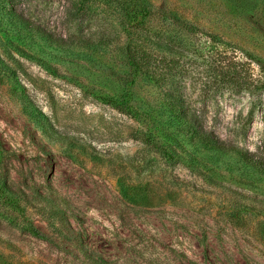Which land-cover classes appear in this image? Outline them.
Here are the masks:
<instances>
[{"label":"rangeland","instance_id":"rangeland-1","mask_svg":"<svg viewBox=\"0 0 264 264\" xmlns=\"http://www.w3.org/2000/svg\"><path fill=\"white\" fill-rule=\"evenodd\" d=\"M139 1L0 0V264H264V171L168 139L264 159V0Z\"/></svg>","mask_w":264,"mask_h":264},{"label":"trees","instance_id":"trees-1","mask_svg":"<svg viewBox=\"0 0 264 264\" xmlns=\"http://www.w3.org/2000/svg\"><path fill=\"white\" fill-rule=\"evenodd\" d=\"M138 6L140 7V11H145L148 8L146 1L143 0L139 1ZM18 17L22 18L20 14ZM123 56L131 71L140 73L146 79H150L153 82H160L161 79H164L173 70L172 61L161 59L159 64L163 66H158L156 64L157 58L143 43L126 45L123 49ZM171 101L169 118L171 119L172 126L168 139L173 144L183 142L192 149L201 146L206 150L219 154L235 152L237 157L246 165L264 171V159L245 154L240 149L217 140L211 133L204 129L195 117L185 114L179 104L175 103L172 99ZM175 105H178V108H175Z\"/></svg>","mask_w":264,"mask_h":264}]
</instances>
